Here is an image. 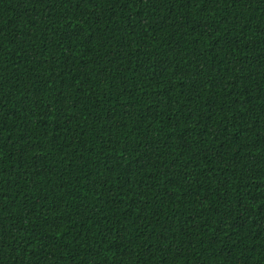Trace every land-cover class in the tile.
Returning <instances> with one entry per match:
<instances>
[{"label":"trees","instance_id":"1","mask_svg":"<svg viewBox=\"0 0 264 264\" xmlns=\"http://www.w3.org/2000/svg\"><path fill=\"white\" fill-rule=\"evenodd\" d=\"M0 264H264V0H0Z\"/></svg>","mask_w":264,"mask_h":264}]
</instances>
